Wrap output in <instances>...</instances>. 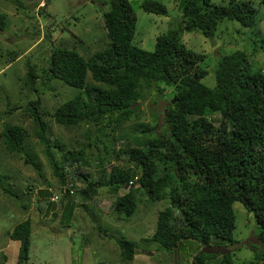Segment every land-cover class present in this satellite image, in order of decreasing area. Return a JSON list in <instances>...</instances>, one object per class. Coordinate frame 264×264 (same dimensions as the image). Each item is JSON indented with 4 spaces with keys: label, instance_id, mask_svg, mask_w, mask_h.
<instances>
[{
    "label": "trees",
    "instance_id": "obj_1",
    "mask_svg": "<svg viewBox=\"0 0 264 264\" xmlns=\"http://www.w3.org/2000/svg\"><path fill=\"white\" fill-rule=\"evenodd\" d=\"M5 1L18 8L23 5L22 0ZM258 2L264 7V0ZM179 5L178 23L155 38L151 51L132 44L135 16L127 0H108V10L102 14L109 41L106 48L86 58L63 48L50 51L44 79L59 80L78 92L51 113L41 112L38 100L26 107L27 117L34 124L31 135L57 182L58 191L43 192L48 196V209L43 215L51 212L52 219L60 216L69 221L77 204L68 198L76 194L81 203L92 202L100 189L108 193L116 219L125 222L134 214L138 196L149 203L164 200L167 205L157 211L154 231L145 242L171 252L187 241L196 242L200 248L215 238L232 244L231 206L237 202L253 216L260 250L244 264H264V69L253 67L243 51L219 54L212 64L214 86L207 88L201 83L207 75L200 66L202 55L187 50L180 40L182 33L191 31L212 39L222 21L252 28L256 9L249 2L233 0L226 5H214L211 0H181ZM139 7L145 13L166 16L159 2L143 0ZM5 25V16L0 13V32ZM257 41L264 51V38ZM35 79L28 68L26 81ZM144 90L156 96L170 91L169 101L162 107L160 132H152L156 126L140 123L138 127L149 133L142 136L145 139L131 137L130 143L115 147L120 139L128 141L126 136L115 137L113 133L138 117L134 104ZM40 114L64 127L85 125L88 130L94 129L93 135L85 138L80 149H65L47 135ZM215 115L220 116L217 126L212 119ZM143 130L138 132L142 134ZM109 135L113 143L104 141ZM27 138L22 124L0 129L2 150L21 158L40 177L41 166L26 146ZM90 147L96 151L94 156L86 152ZM92 168L99 169L98 177H93ZM62 187L64 193L57 201H50ZM25 188L28 196L34 189ZM60 199L64 202L57 206ZM27 207L20 204L21 210ZM30 230L26 219L7 232L9 239L19 243L16 264L28 261ZM98 233L102 234L100 230ZM114 243L120 264H130L136 244L124 238ZM214 257L198 249L189 264H205ZM4 261L2 255L0 264ZM218 264H234L230 252L221 254Z\"/></svg>",
    "mask_w": 264,
    "mask_h": 264
},
{
    "label": "rangeland",
    "instance_id": "obj_2",
    "mask_svg": "<svg viewBox=\"0 0 264 264\" xmlns=\"http://www.w3.org/2000/svg\"><path fill=\"white\" fill-rule=\"evenodd\" d=\"M127 1L135 16L132 44L142 50L151 51L155 38L178 23L181 0H153L165 7L166 16L143 12L139 7L143 0ZM229 1L211 0L214 5H226ZM235 1L249 2L256 9V23L252 28L242 27L234 21H222L216 29L217 35L212 39L204 38L197 31L184 32L180 37L187 50L202 55L200 66L207 75L201 83L210 89L214 86L212 64L219 54L243 51L248 54L253 67L264 69V51L259 49L257 41L264 38V7L258 0H233ZM22 3L18 8L0 0V13L5 16L6 21L0 32V129L4 125L22 124L28 132L26 146L36 155L41 166V176L38 177L29 166L24 165L21 158L2 150L0 141V260L2 255L11 256L8 247L6 251H1L8 241L7 232L27 219L31 224L28 262L32 260L34 264H65L67 237L71 239L69 251L72 264H120L121 257L114 243L115 239L120 238L133 241L135 248L144 250L146 254L147 259L143 262L132 261L130 264H189L191 256L198 249L201 250L196 242H182L171 252H166L155 243L145 242L154 231L157 211L167 205L164 200L149 203L138 196L135 212L125 222L116 219V214L111 211L108 193L100 189L96 200L92 202L81 203L76 194L68 198L70 202L77 204L68 225L58 226L57 218L54 222H47L48 214L43 213L48 209V196L43 192L58 191L57 182L40 151L41 147L31 135L34 124L27 117L26 107L31 101L38 100L41 112L51 113L78 92L59 80L44 79L50 51L63 48L86 58L106 48L109 41L102 25V14L109 6L108 0H22ZM251 50L253 54H250ZM28 68L36 76L32 83L26 81ZM169 98L168 90L157 96L155 92L142 91L141 98L134 104L138 106V117H132L113 133L115 137L126 136L128 141L120 139L115 147L130 143L131 137H147L149 133L138 127L140 123L148 124L149 128L156 126L152 132L159 133L162 107ZM40 119L46 124L47 135L60 142L65 149H80L84 146L85 138L92 137L94 132V129L88 130L85 125L78 128L57 125L43 114H40ZM212 119L217 126L220 116L215 115ZM139 130L144 132L140 134ZM111 138L109 135L104 141L113 143ZM86 152L92 156L96 154L93 147ZM100 155L104 156L102 150ZM89 163L91 164V160ZM105 169L108 171L109 167L106 166ZM92 175L94 178L98 177L99 169L92 168ZM3 176L7 179L4 180ZM26 186L34 188L29 196L25 194ZM75 186L79 187L78 184ZM3 188L7 190L6 193L2 192ZM122 193V190L118 192L119 195ZM60 202L64 200L60 199L57 206ZM20 204L28 207L21 210ZM231 208L234 217V242L229 244L215 238L209 245L230 252L234 264H244L260 251L255 239L256 225L252 214L246 212L239 203H233ZM67 214L68 212L65 215ZM98 230L102 234L98 235ZM144 234H148L145 239L142 237ZM214 256L205 264H218L221 255Z\"/></svg>",
    "mask_w": 264,
    "mask_h": 264
},
{
    "label": "crops",
    "instance_id": "obj_3",
    "mask_svg": "<svg viewBox=\"0 0 264 264\" xmlns=\"http://www.w3.org/2000/svg\"><path fill=\"white\" fill-rule=\"evenodd\" d=\"M64 205H65V203H64ZM57 208V207H56ZM61 212V209H59L58 210V214ZM73 212L74 211H71L70 213H72L73 214ZM60 215V214H59ZM60 216H57V219L56 218H53L52 219V216H51V212L48 214V222L50 221V222H54L55 220L54 219H56V221H57V224H58V226H64V225H68V222H70V220L69 221H67V220H65V219H60L59 218ZM72 217V216H71ZM71 219V218H70ZM31 225V224H30ZM67 229V231L68 232H70L69 231V228H66ZM152 233L153 232H151L150 233V236L152 235ZM148 234H144V235H142V237H143V239H145V237L147 236ZM149 236V237H150ZM148 238V237H147ZM65 240H67L66 241V248H67V251L65 252V255H66V260H65V264H72L71 263V256H70V254H71V251H69V250H71V246H70V244H71V239H70V237H67ZM9 248L10 249V254H11V256L9 257H7L6 255L4 256L5 257V261H4V263L3 264H16V257H17V250H18V247H19V243H18V241H14V240H11V239H9L8 238V241H7V244H6V246L5 247H2L1 248V251H6V248ZM134 256H133V260L132 261H137V262H139V261H141V262H143V260H146L147 258H146V254H145V252H144V250H140L139 248H135V250H134ZM191 257H193V256H191ZM28 259H29V253H28ZM28 262V261H27ZM26 264H34V262L32 261V260H30V262H28V263H26Z\"/></svg>",
    "mask_w": 264,
    "mask_h": 264
},
{
    "label": "water",
    "instance_id": "obj_4",
    "mask_svg": "<svg viewBox=\"0 0 264 264\" xmlns=\"http://www.w3.org/2000/svg\"><path fill=\"white\" fill-rule=\"evenodd\" d=\"M201 253H203L205 255H221V254H226L227 251L225 249L220 248V247H212L210 245H206V246L201 248Z\"/></svg>",
    "mask_w": 264,
    "mask_h": 264
},
{
    "label": "built area",
    "instance_id": "obj_5",
    "mask_svg": "<svg viewBox=\"0 0 264 264\" xmlns=\"http://www.w3.org/2000/svg\"><path fill=\"white\" fill-rule=\"evenodd\" d=\"M136 180V177L132 180V181H135ZM128 187L130 186L131 187V183H128V185H127ZM64 191H65V188L64 187H62L60 190H59V194L58 195H53L51 198H50V201H57V199H58V196L60 195V194H63L64 193ZM69 194L71 195L72 194V191H69Z\"/></svg>",
    "mask_w": 264,
    "mask_h": 264
}]
</instances>
